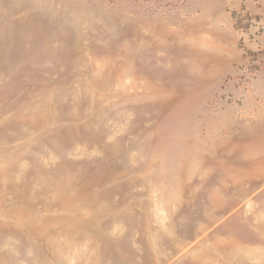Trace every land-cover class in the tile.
Returning a JSON list of instances; mask_svg holds the SVG:
<instances>
[{"label": "rangeland", "instance_id": "rangeland-1", "mask_svg": "<svg viewBox=\"0 0 264 264\" xmlns=\"http://www.w3.org/2000/svg\"><path fill=\"white\" fill-rule=\"evenodd\" d=\"M0 264H264V0H0Z\"/></svg>", "mask_w": 264, "mask_h": 264}]
</instances>
